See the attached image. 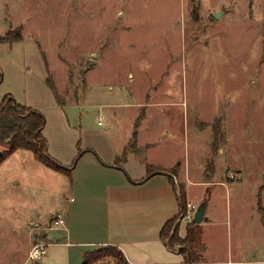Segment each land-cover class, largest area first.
<instances>
[{"label": "rangeland", "instance_id": "374dc122", "mask_svg": "<svg viewBox=\"0 0 264 264\" xmlns=\"http://www.w3.org/2000/svg\"><path fill=\"white\" fill-rule=\"evenodd\" d=\"M0 41V103L8 96L43 110L52 136L59 127L46 108L50 80L74 130L58 136L70 151L78 143L98 158L135 136L160 139L198 171L205 184L190 188L216 200L219 213L228 200V211L249 215L255 204L264 217V0H0ZM32 160L10 162L0 177V264H40L29 250L44 230L26 218L80 205L57 193L63 173ZM170 173L179 190L185 176ZM99 212L72 209L69 217L80 226L76 216ZM62 248L45 245L46 264ZM108 253L92 264H115Z\"/></svg>", "mask_w": 264, "mask_h": 264}, {"label": "crops", "instance_id": "0c3cea01", "mask_svg": "<svg viewBox=\"0 0 264 264\" xmlns=\"http://www.w3.org/2000/svg\"><path fill=\"white\" fill-rule=\"evenodd\" d=\"M52 98H47L49 105L46 108L50 107L56 112L59 129L51 136L47 129L46 118L42 134L48 143L47 150L51 157L68 166L75 158L77 147L76 150L73 148V151H70V145L66 146L58 136L61 135V129L63 132L69 130L71 134L74 130L66 126V114L61 108L63 104L58 102L55 95ZM53 136L59 138V148L51 149ZM134 140L133 143L112 147L105 151L104 155L97 151L98 158L92 156L91 152H84L72 170L71 177L62 174L63 179H66V187L60 188L62 189L60 192L57 191V193L62 192V202L72 203L77 198L80 205L72 209L101 208L98 218L90 214L85 218L76 216L74 220L81 221L82 224L74 226L73 220L69 217L72 209L66 207V204L57 211L61 215L64 210L68 211L67 218L62 216L65 224L61 229H47L49 216L51 213H57L54 209L45 214V217L38 215L36 218H26V225L31 230L37 232L43 228L41 236L47 247L65 248L57 251L61 256L55 264H70L71 257L80 259L76 263L79 264L87 251L107 245L122 251L127 264H186L182 262L180 254L167 249L160 239L161 227L179 212L176 191L171 186L168 176L174 177L172 176L174 173L170 172L175 168L180 178L185 176L183 180L185 199L197 205L203 199L204 192L202 189L190 187L204 185L205 182L199 179L198 171L193 175L188 166L180 163L177 156L166 153V145L162 140L151 138L139 142L136 136ZM27 151L17 149L4 158L0 162V177L2 178L10 162L16 160L21 163L25 159H34L31 152L29 151V154ZM122 152L126 153V159L121 164V168L113 166ZM150 166L170 172L167 174L156 171L144 182L135 183L146 177V169ZM32 188L44 190L43 187ZM46 192L51 194V199H54L56 193L53 189H48ZM214 201L216 200H207L204 212L206 220L200 222L205 248L204 260L200 264H264V217L260 215L256 205H253L249 215L241 212L233 213L228 211V200H226L221 205L219 213V206ZM222 207L223 213H221ZM186 224L178 226L181 238L186 235ZM32 236L30 234V244ZM74 247L75 249L71 250ZM83 247L89 250L82 251ZM46 262L42 255L40 264Z\"/></svg>", "mask_w": 264, "mask_h": 264}, {"label": "trees", "instance_id": "16d2710c", "mask_svg": "<svg viewBox=\"0 0 264 264\" xmlns=\"http://www.w3.org/2000/svg\"><path fill=\"white\" fill-rule=\"evenodd\" d=\"M5 41L8 42L7 39ZM1 79L2 71L0 69V83ZM45 82L53 95H55L57 98L58 96L56 95L54 84H52L47 78L45 79ZM44 124L45 117L41 111H37L23 104L20 105L16 103L12 97L5 96V99L0 103V141L6 142L7 148L2 150L0 162H2L4 158L8 157L9 154L16 151L17 149H26L31 152L33 158L37 161L41 162L55 172L58 171L70 178L72 175V170L74 169L78 160L81 158L80 156L84 152H91V150H80L77 143V155L71 164L68 166L61 164L56 158H52L48 153V143H46V138L42 134ZM125 159L126 153L122 152L113 163V166H119L121 168V164L125 161ZM146 171V177L140 181H135V183L144 182L150 178L153 173L162 170L150 166L147 167ZM162 172H167L168 174L170 171ZM168 179L171 186L176 191V186H174L171 176H168ZM179 201V209L180 212H182L184 210L185 202L184 186L179 187ZM178 214L167 220V222H165L161 227L159 231L160 239L165 244L167 249L180 254L183 263L200 264V262L204 260L203 252L205 249L202 241V226L200 223H187L185 230L186 235L181 238L178 233ZM108 249L109 253L107 255L111 256L115 260V264H127L122 251L109 245L94 249L98 251L96 257L89 256L94 250L86 252L79 264H92L95 260L99 259V257H102L100 256L102 251Z\"/></svg>", "mask_w": 264, "mask_h": 264}, {"label": "built area", "instance_id": "2783aa9c", "mask_svg": "<svg viewBox=\"0 0 264 264\" xmlns=\"http://www.w3.org/2000/svg\"><path fill=\"white\" fill-rule=\"evenodd\" d=\"M98 125H100L99 122H98ZM176 199H178L177 201H179V190L178 189L176 190ZM196 208H197V204H195L193 201L185 199L184 210L180 212V209H179V212H178L179 214L177 213L178 214L177 223L180 225L183 223L192 222L193 214ZM47 221H48L47 222L48 230H57V229L63 228L65 224L60 212L51 213ZM45 245H46L45 243L33 245L31 249L29 250V257L33 259H40L42 257V254L44 253L43 247Z\"/></svg>", "mask_w": 264, "mask_h": 264}, {"label": "water", "instance_id": "95a60500", "mask_svg": "<svg viewBox=\"0 0 264 264\" xmlns=\"http://www.w3.org/2000/svg\"><path fill=\"white\" fill-rule=\"evenodd\" d=\"M218 13H215V17H218ZM2 155V149L0 148V157ZM201 202L198 203L197 208L193 214L192 223L198 224L201 221L206 220V217L204 216V212L207 206V199L203 197V199L200 200Z\"/></svg>", "mask_w": 264, "mask_h": 264}]
</instances>
